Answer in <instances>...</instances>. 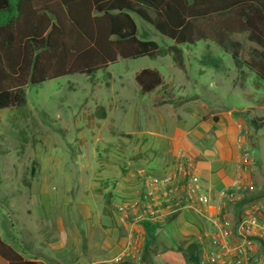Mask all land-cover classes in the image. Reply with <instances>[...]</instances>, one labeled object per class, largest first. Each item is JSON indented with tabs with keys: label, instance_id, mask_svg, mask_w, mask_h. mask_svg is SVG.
<instances>
[{
	"label": "rangeland",
	"instance_id": "1",
	"mask_svg": "<svg viewBox=\"0 0 264 264\" xmlns=\"http://www.w3.org/2000/svg\"><path fill=\"white\" fill-rule=\"evenodd\" d=\"M133 17L141 39L156 41L162 49L175 45L152 24L136 14ZM179 48L183 68L168 52L155 58L120 59L90 76L72 74L28 86L25 107L0 110V178L12 171L15 186L23 184L33 194L55 196L57 211L67 200L86 199L91 194L103 201L110 198L119 213V207L128 204L123 211L125 220L121 219L126 228V223L134 222L132 205L144 196L147 175L165 176L176 172L180 164L196 175L194 158L182 149L173 170L165 175L145 166L156 154L157 134H168L176 120L167 110H181L187 104H206L215 123L224 124V113H232L238 129V164L244 171L241 177L252 178L255 167L264 175V129L256 130L251 124L254 117L264 118V78L248 66L238 67L232 53L211 41ZM209 48L221 59L222 69L202 63ZM252 49L245 44L241 59H247ZM144 68L157 69L163 77V84L146 94L136 81V74ZM258 195L264 198V190ZM51 214L43 224L58 229L55 212ZM13 222L14 235L24 224L31 238L42 228L34 215L15 213ZM0 226L9 232L13 229L1 211Z\"/></svg>",
	"mask_w": 264,
	"mask_h": 264
},
{
	"label": "trees",
	"instance_id": "2",
	"mask_svg": "<svg viewBox=\"0 0 264 264\" xmlns=\"http://www.w3.org/2000/svg\"><path fill=\"white\" fill-rule=\"evenodd\" d=\"M133 14L175 45L162 49L141 39ZM244 33L256 47L242 60L243 45L232 36ZM200 41L215 43L232 53L238 67L248 66L264 78V0H0V110L25 107L30 85L90 76L120 59L172 52L183 68L179 46ZM207 51L202 63L222 69L221 59ZM136 81L146 94L159 88L163 77L144 68ZM251 124L264 129V118L254 117ZM195 249L189 251L197 255ZM0 258L8 264H44L26 260L1 234Z\"/></svg>",
	"mask_w": 264,
	"mask_h": 264
},
{
	"label": "crops",
	"instance_id": "3",
	"mask_svg": "<svg viewBox=\"0 0 264 264\" xmlns=\"http://www.w3.org/2000/svg\"><path fill=\"white\" fill-rule=\"evenodd\" d=\"M235 35L245 36L237 40L243 47L245 44L256 47L246 33ZM167 111L176 120H172L168 134H157L160 140L156 154L145 166L158 175H165L173 170L177 152L186 151L195 160L193 171L200 185L212 196L209 207L182 199L141 222L126 223L125 228L110 198L103 201L94 194L86 199L72 198L64 205L61 203V210L57 211L55 203L59 200L55 196L47 198L45 193H31L23 184L15 186L11 171L10 175L0 178V211L5 212L13 228L9 232L0 226L2 239L26 260L44 264H201L222 223L226 219L235 223L245 208L260 200L258 194L264 190V175L255 167L252 178L241 177L243 186L249 184L251 189H243L242 194L238 190V200L219 209V193L235 185L244 175L238 164L236 119L232 113H224L227 122L215 123V115L206 104H187L181 110L172 107ZM45 181L42 180L43 184ZM50 202L54 203L50 206ZM52 211L58 229L51 230L43 223L52 217ZM15 213L34 215L42 226L39 232L36 230L38 236L31 238L26 224L14 235ZM52 236L56 241H51ZM192 247L196 248L197 255L189 251ZM0 264L8 263L0 258Z\"/></svg>",
	"mask_w": 264,
	"mask_h": 264
},
{
	"label": "built area",
	"instance_id": "4",
	"mask_svg": "<svg viewBox=\"0 0 264 264\" xmlns=\"http://www.w3.org/2000/svg\"><path fill=\"white\" fill-rule=\"evenodd\" d=\"M241 181L240 176L235 185L219 193V209L235 203L240 194L238 190L242 194L243 189H251V185L243 186ZM143 187L144 196L132 205L135 213L133 223L157 215L160 209L182 199L203 207L212 204V196L203 190L197 176L183 164L178 165L176 172L165 176L147 175ZM127 206L119 207L122 220H125L123 211ZM201 264H264V211L258 200L245 208L235 223L229 219L222 223L219 232L212 237Z\"/></svg>",
	"mask_w": 264,
	"mask_h": 264
}]
</instances>
